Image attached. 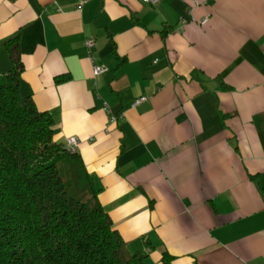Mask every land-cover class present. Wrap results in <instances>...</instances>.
Wrapping results in <instances>:
<instances>
[{
	"label": "crops",
	"instance_id": "obj_1",
	"mask_svg": "<svg viewBox=\"0 0 264 264\" xmlns=\"http://www.w3.org/2000/svg\"><path fill=\"white\" fill-rule=\"evenodd\" d=\"M16 31L21 91L80 138L131 250L264 264V0H0V71Z\"/></svg>",
	"mask_w": 264,
	"mask_h": 264
},
{
	"label": "trees",
	"instance_id": "obj_2",
	"mask_svg": "<svg viewBox=\"0 0 264 264\" xmlns=\"http://www.w3.org/2000/svg\"><path fill=\"white\" fill-rule=\"evenodd\" d=\"M2 43L11 66L0 71V264H146L147 252L131 250L113 224L81 153L54 137L52 113L21 91L19 32ZM173 257L162 251L164 264Z\"/></svg>",
	"mask_w": 264,
	"mask_h": 264
},
{
	"label": "built area",
	"instance_id": "obj_3",
	"mask_svg": "<svg viewBox=\"0 0 264 264\" xmlns=\"http://www.w3.org/2000/svg\"><path fill=\"white\" fill-rule=\"evenodd\" d=\"M142 1L154 4V3L158 2L159 0H142ZM205 20H206V17L203 18V21H205ZM86 43H87V45L90 46L93 43V39L87 38ZM106 69H107V66L105 64L97 63V62L92 63V70H93L94 74L103 72ZM144 97H145V95H139L134 99V102H138L139 100L143 99ZM104 108L106 109V108H108V106L105 104ZM79 144H80V138L78 136H76L74 134L67 136V139L65 141V145L70 151L77 150Z\"/></svg>",
	"mask_w": 264,
	"mask_h": 264
}]
</instances>
